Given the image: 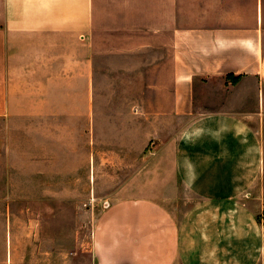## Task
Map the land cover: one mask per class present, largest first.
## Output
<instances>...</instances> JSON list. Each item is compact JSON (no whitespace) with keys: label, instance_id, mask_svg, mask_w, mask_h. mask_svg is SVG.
Instances as JSON below:
<instances>
[{"label":"crops","instance_id":"crops-1","mask_svg":"<svg viewBox=\"0 0 264 264\" xmlns=\"http://www.w3.org/2000/svg\"><path fill=\"white\" fill-rule=\"evenodd\" d=\"M2 10L5 163L49 183L38 197L70 199L74 149L87 183L108 150L115 183L87 243L73 248L66 216L20 223V264H264V0Z\"/></svg>","mask_w":264,"mask_h":264},{"label":"rangeland","instance_id":"rangeland-1","mask_svg":"<svg viewBox=\"0 0 264 264\" xmlns=\"http://www.w3.org/2000/svg\"><path fill=\"white\" fill-rule=\"evenodd\" d=\"M2 13V0H0V17ZM110 136L106 134V138H110ZM7 137L4 120L0 119V264H20V223L23 222L33 224L30 228H34L38 234L39 226L63 222L66 216L67 221L70 220L72 223L73 248L82 242L87 243L90 239L92 223L96 221L107 202H111L109 197L98 196V194L112 192L115 185L111 181L103 180L110 177L108 172L112 173V166L107 161L111 152L101 151L100 161H102L103 172L99 175L100 180L94 181L90 166L87 183L81 180L86 178L85 167L81 163L83 161L81 151L74 149L73 197L70 199L42 198L38 197L39 189L49 186V183L22 181L23 176L20 174L22 167L5 163L4 145ZM14 142L16 145H23V135L14 136ZM29 152L32 154L31 150ZM28 169L31 170V166ZM52 185H59V183H51ZM97 189L101 191L99 192ZM189 201L186 198L184 207L192 204L193 200ZM86 224L89 226L87 227ZM32 232V230L29 231V233ZM22 243L23 241H21ZM26 243L28 245L27 254L31 255L33 245H38L39 241L30 238ZM31 258L26 257L25 264L31 263Z\"/></svg>","mask_w":264,"mask_h":264}]
</instances>
